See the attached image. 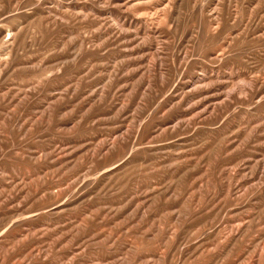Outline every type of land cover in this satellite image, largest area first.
Instances as JSON below:
<instances>
[{"label":"rangeland","instance_id":"rangeland-1","mask_svg":"<svg viewBox=\"0 0 264 264\" xmlns=\"http://www.w3.org/2000/svg\"><path fill=\"white\" fill-rule=\"evenodd\" d=\"M0 264H264V0H0Z\"/></svg>","mask_w":264,"mask_h":264}]
</instances>
